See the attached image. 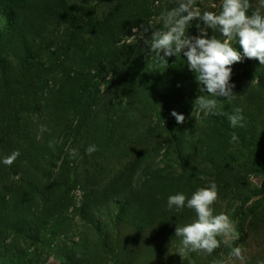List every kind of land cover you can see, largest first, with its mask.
Here are the masks:
<instances>
[{
  "label": "rangeland",
  "instance_id": "obj_1",
  "mask_svg": "<svg viewBox=\"0 0 264 264\" xmlns=\"http://www.w3.org/2000/svg\"><path fill=\"white\" fill-rule=\"evenodd\" d=\"M114 1L69 0L71 4L82 8L78 15L80 24L87 20V13H93L96 19H103ZM149 1L161 11L177 2ZM220 3L221 0H197V5L202 11L217 13L220 11ZM250 3L254 10L260 7L261 0H250ZM153 22V28L161 26L159 20ZM5 25L6 19L0 9V32ZM69 29L68 24L59 19H52L46 24L43 33L37 36L35 43L41 56L31 64L32 85L26 87V81L30 80L25 79L21 86L13 82L10 85V90H15L17 99L14 103L18 109L10 102L9 96L4 99L0 94V190L7 195L8 201L12 202L7 210H2L0 205V264H242L239 259L229 255L234 247L241 248L243 264H264V190L261 191L264 186L263 174L244 176L237 187L218 193L212 206L214 215H228L234 222L235 231L227 243L224 242L225 237L218 236L220 246L211 254L203 250H186L181 256L182 238L169 234L164 225L157 223L141 231L133 224L117 220L118 212L113 205L116 198L107 203L92 201V205L90 204L96 195L113 186L112 180L134 159L139 150L148 149L149 153L154 154L158 147L165 146L162 133L157 130L160 118L163 122L168 119L175 122L171 115L175 111L186 117L184 124H195L196 131L200 133L209 132L210 125L205 126L201 122L210 114L192 115L194 101L202 95L199 90L201 86L197 81L189 87L186 106L171 103L170 99L160 93L162 90L159 84L164 79L163 68L166 65L149 53L143 41L128 40L132 46L126 54V64L120 69L132 80L126 81L125 77H121V70L119 76L111 81L112 76L109 83L103 86L100 101L93 109L88 124L78 135H72L66 142L64 126L70 124L67 118H72L70 79L61 80L65 90L58 99L51 103L48 99L50 94L48 98L45 97L44 105L50 102L48 108L38 114L32 110L33 95L39 88L36 81L44 72L43 65L50 61V55L53 57L54 53H61ZM194 30L198 34L193 25L192 31ZM217 33L218 38H222ZM212 34L210 31V35ZM232 43L236 50L243 54L242 48L235 41ZM81 54L82 45L75 52L76 57ZM244 61L245 58L232 66L233 75L230 82L236 85L233 91L237 97L231 103L220 97L218 105L230 109L239 107L245 113L250 106L249 101L254 97L252 109L258 115L251 117L254 124L258 123L253 128L258 140L264 133V88L258 85L259 78L254 72H250L249 78L239 79L245 69L242 67ZM37 62L40 63L39 68ZM12 67L14 73L11 76L20 75V64L14 61ZM167 80L169 82L168 78ZM253 80L255 83H252ZM0 89L3 91L1 86ZM123 89L125 90L122 92ZM153 126L156 130H149ZM67 132H71L70 129ZM65 143V152L71 154L75 150L78 155L75 159L72 158L68 167L59 170L54 195L61 197L68 194L71 205L67 212L47 219L43 225H37L34 229L36 233L33 234L28 219L22 217L29 209L38 208L39 203L34 200L33 192L43 183L40 179L42 167L35 164L32 172L28 173L25 168L18 167L19 162L25 159L22 154H25L27 149L37 148L39 157L46 159L58 145ZM90 145L97 146L99 150L89 155L87 149ZM15 151H19L20 156L11 166L4 165L3 159ZM162 153L164 149L159 153L160 158ZM173 156L168 163L173 172L181 173V163L178 159L174 160ZM150 158L152 160L153 157ZM160 158L156 159V164ZM229 160L234 167L241 168L248 162L247 151L238 148ZM207 166L202 155L196 151H193L186 163L187 170L190 168L201 171ZM202 181L207 187L212 182L219 183L214 176L207 174L202 175ZM248 197L249 203L244 204ZM177 217L180 220L179 215ZM196 219L194 214L188 222L178 220L176 226L183 227ZM5 225L7 228H4ZM31 237L35 242L32 246L28 241Z\"/></svg>",
  "mask_w": 264,
  "mask_h": 264
},
{
  "label": "trees",
  "instance_id": "obj_2",
  "mask_svg": "<svg viewBox=\"0 0 264 264\" xmlns=\"http://www.w3.org/2000/svg\"><path fill=\"white\" fill-rule=\"evenodd\" d=\"M0 9L6 19V25L0 32V86L3 90L0 89V94L4 99L9 96L15 109H18L14 103L17 97L15 98V90H10V85L14 83L21 86L24 79L32 78L31 64L41 56L35 43L37 36L43 33L46 24L52 19H59L70 26L61 53H54L53 57L50 55V61L43 65L44 72L36 81L39 88L33 95L32 110L33 113L38 114L48 108L50 102L45 106V97L48 98L50 94L48 99L51 103L58 99L65 90L61 80L70 79L72 118H67L70 124L64 126L63 134L66 142L72 135H78L79 131L88 124L93 109L100 101L102 88L109 83L112 76L111 81L119 76L121 70V77H125L126 81L132 80L129 79L128 74L123 73V69H120L126 64V54L132 46L125 37L133 35V27L147 26L149 20L159 16L161 11L149 0H115L103 19H96L93 13H87V20L80 24L78 15L82 8L71 4L69 0H0ZM192 28L189 29V35H198L195 30L192 31ZM83 37L87 39H82ZM80 43L82 54L76 57L75 52L81 47ZM166 59L167 65L163 68L164 72L162 71L164 79L159 84L162 90L160 93H163L174 105L186 106V95L189 94V87L196 82V75L187 67L186 57L177 59L176 56H172ZM14 61L22 68L19 69L21 77L19 74L16 77L11 76L14 73L12 67ZM37 65L39 68L40 63L37 62ZM243 66L245 69L239 79L249 78L250 72H254L259 78L258 85L264 88V66L258 60L249 61L248 58H245ZM30 85L32 81H26V87ZM124 88L126 89V86ZM254 102L253 97L249 101L250 106L243 113L246 118V126L243 128L231 127L227 117L222 115L210 114L205 118L201 123L205 126L209 124L210 130L200 133L196 131L193 123L181 125L171 119L163 122L160 118L157 130L162 133L165 146L158 147L154 154L149 153L148 149L139 150L134 159L112 180L113 186L105 188V191L96 195L90 204L92 205V201L107 203L116 198V203L113 205L118 212L117 220L133 224L141 231L160 223L165 226L169 234L175 236V226L179 220L177 216L179 215L180 220L188 222L195 212L187 208L180 213L175 210L170 211L167 207L169 196L183 193L186 199L191 198L198 189L207 188L202 181V175L206 174L219 180L216 184L218 193L237 187L244 176L264 175V133L257 140L253 128L258 123L252 122V117L258 115L252 109ZM22 103L21 100L20 104ZM216 111L231 114L233 109L218 105ZM163 123L165 124L161 126ZM68 129L71 132H67ZM149 130L155 131L156 128L153 126ZM233 133L238 139L230 142ZM65 145L66 143L58 145L52 151V155L46 159L39 157L37 148L27 149L26 153L22 154L25 159L19 162L18 167L25 168L28 173L32 172L31 169L35 164L42 167L40 179L43 183L33 192V198L40 206L29 209L22 217L28 219L33 234L36 233L34 229L37 225H43L47 219L67 212L71 205L68 194L61 197L54 195L59 170L68 167L72 160L71 154L64 151ZM238 148L247 151L248 162L241 168L234 167L229 160ZM162 149L164 153L160 158L159 153ZM193 151L202 155L208 165L206 169L201 171L186 169L187 160ZM150 156L153 157L152 160ZM172 156L174 160L180 161L181 173L172 171L168 163ZM158 158L160 160L156 164ZM34 159L37 161H31ZM263 190L264 186L261 191ZM6 196L0 190L2 210H7L8 205L12 204ZM249 201L248 197L244 204H248ZM239 215H241L240 211ZM7 225L4 228H7ZM28 241L32 243L31 246L35 244L33 237ZM27 245L30 247L29 243Z\"/></svg>",
  "mask_w": 264,
  "mask_h": 264
},
{
  "label": "clouds",
  "instance_id": "obj_3",
  "mask_svg": "<svg viewBox=\"0 0 264 264\" xmlns=\"http://www.w3.org/2000/svg\"><path fill=\"white\" fill-rule=\"evenodd\" d=\"M264 0L260 7L253 10L250 0H221L220 11L201 10L197 0H177L174 6L165 8L158 17L149 20L148 25L133 27L134 35L126 36L125 40L139 39L147 46L149 53L167 65L168 57H186L187 67L195 73L196 81L201 86L200 95L194 101L193 112L226 116L231 127L243 128L245 116L243 109L236 107L231 114L216 111L218 98L223 97L231 103L237 95L235 84L231 83L232 66L244 58L258 60L264 66ZM154 20H159L160 27L153 28ZM195 26L198 35H189V29ZM210 31L213 33L210 35ZM150 32V35H149ZM219 33L218 38L216 33ZM233 41L243 50H236ZM123 42V41H122ZM255 83V80L252 81ZM251 83V84H252ZM178 124H184L186 117L175 111L171 113ZM238 139L233 133L231 141ZM95 145L87 149L89 155L98 151ZM78 153L73 150L71 157L75 159ZM20 156L19 151L3 159V164L11 166ZM218 197L217 185L212 183L207 188H200L191 198L183 193L171 195L167 200L168 209L177 213L185 208L193 210L197 219L183 227L175 229V237H180V253L203 250L211 254L220 246L218 236H223L228 242L235 228L229 216L220 213L214 215L213 205ZM230 257L239 259L242 264L244 256L240 247H234Z\"/></svg>",
  "mask_w": 264,
  "mask_h": 264
}]
</instances>
